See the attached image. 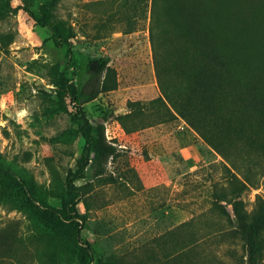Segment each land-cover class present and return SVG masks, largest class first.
<instances>
[{
    "label": "rangeland",
    "instance_id": "374dc122",
    "mask_svg": "<svg viewBox=\"0 0 264 264\" xmlns=\"http://www.w3.org/2000/svg\"><path fill=\"white\" fill-rule=\"evenodd\" d=\"M122 1L0 0V163L39 184L50 207L65 208L81 157L94 155L80 132L76 104L58 101L56 82L67 75L81 87L87 65L100 57L119 77L117 90L85 105L94 125L105 123L119 156L106 175L97 177L88 166L86 177L75 179L77 187L90 183L92 189L77 192L71 205L79 231L70 241L39 234L32 212L7 202L0 184V240L8 232L16 236L13 252H0V264H83L80 249L89 246L95 264L173 257L178 264H246L242 243L217 234L232 226L212 210L214 188L227 183L224 159L158 101L151 0H140L136 11ZM69 29L73 56L56 34ZM135 108L141 116L128 121V132L117 117ZM257 193L264 186L245 194L249 210Z\"/></svg>",
    "mask_w": 264,
    "mask_h": 264
},
{
    "label": "trees",
    "instance_id": "16d2710c",
    "mask_svg": "<svg viewBox=\"0 0 264 264\" xmlns=\"http://www.w3.org/2000/svg\"><path fill=\"white\" fill-rule=\"evenodd\" d=\"M139 2L124 0L121 7L136 11ZM56 34L73 56L71 29ZM150 38L162 89L158 101L167 103L224 159L227 183L214 188L212 210L227 216L232 226L220 228L218 236L241 242L246 264H264V193L255 195L252 210L245 199L247 191L264 186V0H151ZM86 71L88 77L81 87L67 75L56 82L58 101L65 106L69 100L76 104L80 132L87 151L94 154L81 157L67 185L65 208L50 207L39 184L0 163V184L7 202L32 212L39 234L68 241L79 231L72 213L76 209L71 206L77 192L92 190L90 183L77 187L75 179L85 178L88 166L97 177L106 175L110 162L119 156V146L109 139L105 123L94 125L85 108L119 88L118 71L106 57L90 61ZM140 116L135 108L117 120L131 132L128 121ZM63 221L70 222L69 226ZM14 234L2 235L0 252H13ZM194 245L190 243L187 249L193 252ZM80 250L83 264H95L90 246ZM177 259H157L154 264H178ZM98 264L113 263L100 260Z\"/></svg>",
    "mask_w": 264,
    "mask_h": 264
}]
</instances>
